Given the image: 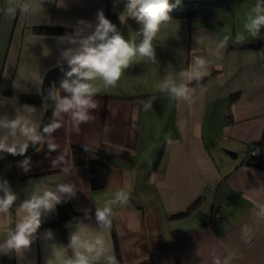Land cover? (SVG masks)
<instances>
[{"label": "crops", "instance_id": "0c3cea01", "mask_svg": "<svg viewBox=\"0 0 264 264\" xmlns=\"http://www.w3.org/2000/svg\"><path fill=\"white\" fill-rule=\"evenodd\" d=\"M7 4L0 0V8ZM119 5L120 0L111 1L113 15ZM107 9L105 0H64L59 7L55 0H44L34 15L0 13V114L15 117L19 106L31 105L36 112L29 118L39 126L46 105L23 103L20 95L39 93L46 71L66 63L59 55L63 35L38 32L35 26L73 31L78 20L95 23L97 11L106 14ZM249 11L232 20V36L226 30L230 20L216 14L209 23L171 18L162 25L153 41L156 63L137 57L115 87L94 82L98 107L79 132L67 114H60L63 127L52 133L56 151L49 153L45 143L3 164L8 165L4 179L10 178L19 195L17 204L36 184L73 185L75 196H65L61 203L79 212H96L124 192L127 202L112 206L118 253L110 233L119 264H151V253L161 264H215L217 258L221 264H264V160L257 166L245 164L256 140L261 142L255 154L264 157V44L239 46L257 41L244 32ZM241 33L246 39L238 43ZM130 35L135 34L123 36ZM194 56H202L206 66H197ZM165 80L185 85L187 97L161 92ZM72 143L111 165L105 186L91 188L88 165L72 163ZM103 144L128 152L127 157ZM7 155L0 153V158ZM60 155L62 161L53 167ZM25 158L30 159L28 172L20 166ZM189 206L188 214L175 216ZM14 219H0V239ZM55 219L56 207L42 216L30 250L22 256L0 254V264H45L50 243L43 238L45 230L54 233L55 242L68 243L71 223L45 225Z\"/></svg>", "mask_w": 264, "mask_h": 264}, {"label": "clouds", "instance_id": "9594fccd", "mask_svg": "<svg viewBox=\"0 0 264 264\" xmlns=\"http://www.w3.org/2000/svg\"><path fill=\"white\" fill-rule=\"evenodd\" d=\"M55 2L59 7L63 6L64 0ZM43 3L44 0H8L7 6L0 8V13L13 18L18 13L34 15L43 9ZM180 3L181 0H175V3L172 0H128L121 21L132 18L140 25L135 35L129 38L117 30L103 10L97 11L95 23L78 20L72 32L58 38L62 46L59 49L60 59L67 63L70 70L60 81L59 88L53 87L46 97L54 104L53 119L41 132L39 126L29 118L36 112L31 105L19 106L15 117L0 114V153L24 155L29 143H47L49 153L56 151L59 147L52 133L63 127L60 114H67L73 130L79 132L80 125L92 119L93 110L98 107L95 99L98 89L94 82L100 80L106 88L115 87L137 57L156 63L153 41L162 25L171 20L169 13ZM243 27L247 35L255 37L260 34L264 27V0H257L247 13ZM245 39L243 33L237 36L238 43ZM193 60L199 67L206 66L207 62L202 56H194ZM56 89H59V93ZM159 89L176 98H186L188 92L185 85L177 86L168 80L163 81ZM62 159L63 155L58 156L52 161V166H57ZM20 166L24 172H28L30 159L25 158ZM75 194L71 184H36L17 204V191L8 180L0 179V219L12 220L15 217L14 226L10 223L3 231L0 254L15 253L22 256L30 250L41 228L42 216L54 211L65 196L73 197ZM127 200L126 193L117 192L112 199L96 208L94 223L81 220L69 224L67 245L55 242L54 233L45 230L43 238L50 242L45 264H119L110 242L112 206L124 204ZM215 264H221L219 258Z\"/></svg>", "mask_w": 264, "mask_h": 264}, {"label": "trees", "instance_id": "16d2710c", "mask_svg": "<svg viewBox=\"0 0 264 264\" xmlns=\"http://www.w3.org/2000/svg\"><path fill=\"white\" fill-rule=\"evenodd\" d=\"M107 2V11L106 18L110 20V17L113 15V11L109 10V6L112 0H105ZM114 1V0H113ZM175 3V0H172ZM241 0H181V3L175 7L170 13V18H181L192 20L193 18H199L203 20L205 23L211 22L215 19V14L218 10L226 11L230 9V7L234 4H239ZM116 10V8L114 9ZM35 31L43 32V33H53V34H62L72 32L69 27H60V26H35ZM262 44H264V27L261 28L260 34L257 36V41L253 44H242L240 47H255L258 48ZM235 45V44H234ZM69 66L67 63L58 64L56 66L48 69L42 79L41 90L39 93H22L20 95V100L23 103L27 104H40L46 105L45 112L39 124V130L42 132V129L45 125H47L53 113L54 104L52 101L46 99L48 92L53 88L57 87L62 79L65 78L67 71H69ZM202 78L197 79L196 82L201 81ZM9 90L5 91L8 92ZM235 95H231L233 98ZM150 100L155 98L154 95H147ZM261 139L253 142L254 145H259ZM37 145H32L29 143V147L24 155H7L5 157L0 158V166L3 165L7 161L17 160L26 154H28L31 150H33ZM71 157L72 163L75 165L86 164L89 167L90 173V186L92 189L101 188L106 185L108 181V177L111 170V165L102 157H92L89 153V150L82 144L72 143L71 146ZM103 148L108 151L114 152L115 155H119L120 157H127V153L118 148H113L107 144H103ZM248 156L245 159V164L257 166L260 165L264 157L259 156L258 154H250L248 150ZM14 168L12 167L9 171L10 174L14 172ZM10 179V178H9ZM7 179V180H9ZM195 203V202H194ZM191 206L187 209L176 213L175 216H184L188 214ZM95 221V212H79L73 208V206L68 203H59L56 205V219L54 221L48 222L45 225L47 226H63L67 223H74L77 221ZM112 237L115 244L116 252L118 253V244L116 240V232L114 228V224L112 222ZM151 264H161L159 256L156 253L150 254Z\"/></svg>", "mask_w": 264, "mask_h": 264}, {"label": "rangeland", "instance_id": "374dc122", "mask_svg": "<svg viewBox=\"0 0 264 264\" xmlns=\"http://www.w3.org/2000/svg\"><path fill=\"white\" fill-rule=\"evenodd\" d=\"M243 0H241L242 2ZM240 2V4H241ZM128 3V0H120V5L118 10L116 11V13L114 15L111 16V22L116 25L117 30L123 34V35H127V34H135L136 31L139 30L140 25L132 18H127L125 19L123 22L121 21V16L124 14L125 9H126V5ZM254 0H250L249 2L247 1V3L242 4V5H238V4H234L230 7V9L226 10V11H218L216 13V16L218 15V17L222 20L225 21V18H228L230 20V23L226 24V30H228L229 36H232L233 33V25L232 20L233 21H237L239 20L241 17V15H243V13L246 11H249V8L251 9V6H253ZM247 16V14H246ZM234 17V19H233ZM237 18V19H236ZM242 20V19H241ZM237 36V35H236ZM6 170H8V165H2L0 166V179H4L5 178V174L4 172H6Z\"/></svg>", "mask_w": 264, "mask_h": 264}, {"label": "built area", "instance_id": "2783aa9c", "mask_svg": "<svg viewBox=\"0 0 264 264\" xmlns=\"http://www.w3.org/2000/svg\"><path fill=\"white\" fill-rule=\"evenodd\" d=\"M259 150L258 145H253V147L249 150L250 154H255ZM218 216V214L215 215V217Z\"/></svg>", "mask_w": 264, "mask_h": 264}]
</instances>
